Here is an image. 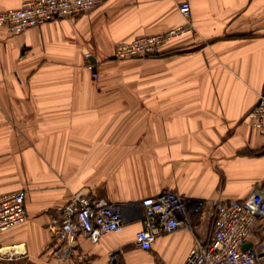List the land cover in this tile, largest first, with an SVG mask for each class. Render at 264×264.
I'll use <instances>...</instances> for the list:
<instances>
[{
	"label": "crops",
	"instance_id": "crops-1",
	"mask_svg": "<svg viewBox=\"0 0 264 264\" xmlns=\"http://www.w3.org/2000/svg\"><path fill=\"white\" fill-rule=\"evenodd\" d=\"M179 26L192 28L156 54L114 55ZM262 93L264 0H105L20 33L0 27V196L25 190L28 215L0 232V264H184L210 240L217 200L264 189V138L248 116ZM166 189L187 198L188 221L142 249L141 200ZM76 193L120 204L124 226L96 243L80 232L65 255L51 225ZM261 244L264 217L243 248Z\"/></svg>",
	"mask_w": 264,
	"mask_h": 264
},
{
	"label": "built area",
	"instance_id": "built-area-1",
	"mask_svg": "<svg viewBox=\"0 0 264 264\" xmlns=\"http://www.w3.org/2000/svg\"><path fill=\"white\" fill-rule=\"evenodd\" d=\"M105 0H24L20 7L0 11V27L12 33H20L32 26L41 25L57 17H73L100 6ZM180 11L185 17L191 15V5L184 1ZM191 26H179L167 31L136 37L120 42L115 47L117 59H129L156 54L166 41L189 31ZM92 52H86L87 67L94 79L99 78ZM248 116L264 138V93ZM26 191L18 190L0 196V232L24 223ZM187 198L166 189L156 195L144 197L143 226L136 232L135 242L142 249L151 248L155 239L172 232L188 221ZM58 218L51 225L63 241L65 249L57 253L68 255L77 242L78 233L87 235L93 242L111 231H121L125 217L122 206L103 198L80 193L56 207ZM264 217V189L258 188L241 200H217L213 234L208 242L196 239L184 264H255L264 258V244L244 249L243 245L253 235L256 222ZM118 251L110 252L113 263Z\"/></svg>",
	"mask_w": 264,
	"mask_h": 264
},
{
	"label": "water",
	"instance_id": "water-1",
	"mask_svg": "<svg viewBox=\"0 0 264 264\" xmlns=\"http://www.w3.org/2000/svg\"><path fill=\"white\" fill-rule=\"evenodd\" d=\"M93 62H95V59H92Z\"/></svg>",
	"mask_w": 264,
	"mask_h": 264
}]
</instances>
